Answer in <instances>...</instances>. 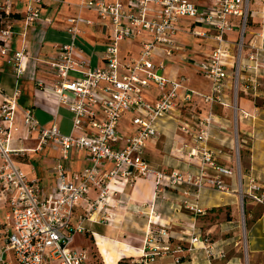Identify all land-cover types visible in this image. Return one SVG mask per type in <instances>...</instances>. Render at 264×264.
I'll return each mask as SVG.
<instances>
[{
	"label": "built area",
	"instance_id": "built-area-1",
	"mask_svg": "<svg viewBox=\"0 0 264 264\" xmlns=\"http://www.w3.org/2000/svg\"><path fill=\"white\" fill-rule=\"evenodd\" d=\"M250 3L0 0V58L11 66L16 79H30L36 87L54 94L56 116L64 107L71 118L68 133L61 131L55 119L44 126L32 109L19 108L18 87L10 94L0 87V198L8 208L0 222V264H88L87 253L73 246L75 235L84 230V222L92 220L103 203L109 205V196L122 194L137 178L153 177L157 191L181 185L194 187L195 202L186 208L196 214L204 213L196 200L207 187L225 194L235 191L241 202L247 198L264 205V183L251 177L245 182L238 162L220 163L209 145L216 123L213 107H232L225 100V90L232 91L236 102L242 73L248 74V86L253 90L258 86V77L264 75V48L251 45L244 54L251 23ZM52 6L72 7L76 13L65 17L64 31L69 40L54 43V58L41 60L37 55L47 31L44 27L53 25V20L43 17L42 12ZM84 11L95 18L85 17ZM85 28L106 37L102 64H94L83 48ZM31 31L35 41L29 47L27 37ZM230 34L236 35L233 41ZM180 35L206 40L212 48L201 57L190 56L178 40ZM18 36L20 47L16 48ZM123 42L128 45L125 50L120 47ZM180 51V59L209 81L208 93L191 89L184 75H167L166 62ZM40 63L51 76L49 81L36 77ZM152 85L156 92L149 101L145 91ZM195 97L207 106L206 114L199 116L191 110L190 119L181 120L178 128L192 140L188 156L199 159L197 173H167L153 168L145 159V150L148 142L158 137L159 120L172 118ZM233 109L234 119L239 113L249 117L237 105ZM17 113L27 135L36 141L32 151L49 147L58 154L55 183L50 187L42 186L38 177L29 178L16 162L27 150L16 146L21 131ZM125 114L130 116L127 132L119 129ZM73 152H84L88 157L89 164L80 171H71ZM231 177L235 178V187L225 181ZM93 193L96 198H92ZM194 230L193 224L188 250L200 243L208 253V239ZM149 247L144 257H152L154 249L159 248Z\"/></svg>",
	"mask_w": 264,
	"mask_h": 264
},
{
	"label": "crops",
	"instance_id": "crops-1",
	"mask_svg": "<svg viewBox=\"0 0 264 264\" xmlns=\"http://www.w3.org/2000/svg\"><path fill=\"white\" fill-rule=\"evenodd\" d=\"M193 1L198 4L208 3V0ZM250 12L251 23L246 34L247 47L244 54L248 52L251 45L264 48V0H251ZM75 13L76 10L68 6H52L42 12L43 17L53 20V25L51 27H44L47 31L37 55L41 60L54 58L56 53L53 48L54 43H63L69 40L68 34L64 31L65 17ZM83 15L95 18L89 11H84ZM253 26H256V28L253 29ZM85 29L83 48L90 55L91 61L94 64H102L100 56H102L104 50L106 37L95 32L93 28ZM259 34H262V36H259ZM27 38L29 39L27 43L30 47L35 41L32 31ZM186 38L188 37L180 35L178 40L184 47H187L185 53L190 56L201 57L212 48V44L206 40L192 38L196 41L195 44H192ZM229 38L233 41L236 35L230 34ZM15 47H20L19 36L16 39ZM181 53V51L174 52L172 57L166 62L167 75L174 78L184 74L182 70L187 69L190 71L191 68L197 77L208 82V88L202 89L197 87V89L194 86L195 84L187 83V85L197 92L208 93L210 91L209 81L203 78L189 63L182 61L180 59ZM40 64L36 66V77L49 81L51 76L44 72L42 69L43 64ZM247 76L248 74H241V83L236 103L239 110L248 113L249 117L241 116L240 113L238 114L236 135L234 136L230 129V124L233 121L227 111L229 107L216 104L213 107L214 110L212 109L216 123L212 128V140L209 145L214 150L216 158L220 163L235 165L236 161L238 162L245 182L251 177L257 182L264 183V104L259 105L257 101V99L264 100V75L258 77V86L255 90L251 87L249 88ZM0 87L7 94H10L15 87H18L20 92L18 98L20 109H32L38 122L44 126L51 125L55 119L62 132H69L71 127L70 114L63 107L58 110V115L56 116L57 102L54 94L48 90L36 87L30 79L23 77L16 79L11 66L7 65L1 58ZM155 92L156 89L152 85L145 91V98L152 101ZM225 93V100L230 102V89H226ZM199 103L202 104L195 97L191 103L192 106L189 104L182 107L180 112H175L172 118L159 120L157 124L158 137L148 142L145 150V159L153 168L162 171L178 170L184 173H197L200 166L199 159L188 156V151L193 146L192 140L190 136L179 130L178 125L181 120H184L182 118L183 111L187 109L190 112L193 110L199 116L206 114L207 106L202 105L199 107ZM218 107L221 108V111L217 110ZM199 109H201V112L198 113L196 110ZM17 115V122L20 124L21 131L17 135L20 137V140L17 141L16 146L27 150L22 156L16 158V162L28 176L31 175V178L38 177L42 186L50 187L55 183L54 164L58 154L49 147H44L40 151H32L36 146V141L33 136L27 135L25 128L20 123L19 113ZM130 126V116L125 114L120 121L119 129L127 132L130 130ZM34 153L41 157L40 170L38 172L27 163ZM88 164L89 160L84 152L72 153L71 171H80ZM106 167L110 168V164H107ZM27 168L30 170H26ZM208 172L210 174L211 170ZM225 181L231 187L236 186L234 177L225 178ZM95 197L96 193H93L92 198ZM239 200L240 195L235 191L225 194L212 188H204L199 194L198 205L207 211L204 212L206 216L199 218L191 216L186 209L182 208L178 204V198L173 197L171 191H166V189L157 191L153 177L137 178L125 190V203L132 207V209L133 207H140L142 210L148 211L150 208H153L154 211L155 208L156 215H158L157 217L155 215V218L160 219L162 223L167 222L171 224L172 231L170 232L174 235L173 237L176 238V241H184L181 250L177 251L179 245H176L169 252L158 248L155 251L156 254L152 257H144L145 252H149V245L160 247L164 243L160 241L157 243L154 238L148 239L147 230L150 228L156 229L158 226H152L148 222L147 216L135 215V210H130L124 214L127 220L126 223H128L126 226L133 229L127 232L124 231L128 238L121 240L111 232L112 230H117V227L111 228L98 221L86 220V224H84V227H86L85 231L75 235V238L78 236L77 241L80 244L76 245L74 240L73 246L87 253L88 264H119L118 262L122 259L131 264H264V205L255 204L248 199L245 202L246 227L244 247L246 249V257L244 259L239 254L241 244L237 225V205L239 204ZM7 210L6 202L3 198H0V222L3 221ZM167 211L170 212V215H167ZM96 214L95 212L92 218L97 219L98 215ZM203 220L204 224H209L206 227L207 233L215 231L218 223L222 224V230L226 231V233L208 239V243L206 244L209 246L208 253L201 248L203 244L200 243L193 250H188V241L192 232L188 234L189 231H182L181 226L182 224H194V233L202 236L197 225L202 224ZM182 228H187V226L183 225ZM172 243L173 240L170 239V244ZM89 251H96V256L92 257V254L89 255ZM221 253L223 256L219 257Z\"/></svg>",
	"mask_w": 264,
	"mask_h": 264
},
{
	"label": "rangeland",
	"instance_id": "rangeland-1",
	"mask_svg": "<svg viewBox=\"0 0 264 264\" xmlns=\"http://www.w3.org/2000/svg\"><path fill=\"white\" fill-rule=\"evenodd\" d=\"M201 1H203V0H201ZM256 26H253V29H255ZM85 30L86 29H84V31ZM90 31H92V30H90ZM188 38H186V40H188V41L190 40V42L192 44L196 43V41L194 39H192V37H188ZM245 41H246V39H245ZM120 47L122 50H125L126 48H128V45L126 42H123L120 44ZM182 73H184L188 77V82H187L188 84H193V85L195 84L194 86H196V88L197 87L202 88V89L208 88V82L203 80L200 77H197V75H195L194 70H192L191 68H190V71L187 69L182 70ZM184 74H182V75H184ZM239 88H240V85H239L238 89ZM230 94H231L230 103H232V107H229L227 111L229 113L230 118L233 121L232 124H230V129H231V132L233 133V135L235 136L236 135V119H234L233 107L235 105H237V103L235 102L234 99H232L233 93L231 90H230ZM257 101L259 103L264 104V102H261V101H264L262 99H260V100L257 99ZM199 105L198 106L201 107L202 105H205V104L199 103ZM205 107H206V105H205ZM213 110H214V108H213ZM217 110L221 111V108L218 107ZM196 111L199 113V112H201V109L196 110ZM204 111H205V109H204ZM191 113L192 112H190L188 109L183 111L182 118L190 119ZM232 114H233V118H232ZM40 160H41V157L38 154L34 153V154H32L31 159H29L27 163L29 166H32L33 168H35L36 171L38 172L40 170ZM25 161H27V160H25ZM26 170L29 171L30 169L27 168ZM171 171H165V172L169 173ZM28 177L31 178V175H29ZM126 189H127V187H126ZM164 189H166V191L167 190L171 191L173 194V197L178 198V204L181 205L182 208L186 209L190 213L191 216H195V217H199V218L206 216V213H202V214L197 213L196 214L193 211H191L190 209L186 208L187 204L195 202V199H194L195 188L194 187L188 186V185H181V186H177V187L164 188ZM185 192H187V193H185ZM124 194H125V192H123L122 194L115 193V194H112L111 196H109V198L107 199V204H109V205H106V203H103L102 209H100L99 212H97V214H96V215H98L96 217L97 219L92 218V221H94V222L98 221L101 224H104L105 226H107V227L109 226L111 228L117 227V230H112L111 232L115 236L119 237V239L123 240V239L128 238L127 234L124 231L127 232V231L133 230V229H130L129 227L126 226V224H128V223H126L127 220L125 218L126 216L124 217V214L129 212L130 210H132V211L135 210L134 211L135 215H140V216L142 215L143 217L147 216L148 222L151 223L152 226H158V228H156V229L150 228L147 230V234L149 235L148 239L154 238V240L157 243H159V241L164 243V244H162V246L167 245L169 247V250L173 249L176 245H179V247L182 248V244H184V241H176V238H174L173 237L174 235L170 232V231H172V229L170 227L171 224H169L167 222L162 223L160 221V219L155 218V215L157 214L155 208H154V211H153V208H150L148 211L142 210L140 207H136V208L133 207V209H132V207L128 206L127 203H125ZM169 200H171V199H169ZM198 200H199V198H197V200H196L197 203H198ZM246 200H247V198H243L242 202H241V200H239V204L237 205V215H238L237 225H238L239 238L241 241L239 254H240V256H243L244 259L246 257V249L244 247V245H245V242H244L245 241V227H246V224H245V222H246V219H245L246 218V204H245V202H246ZM200 207L203 208L202 206H200ZM94 209H95V207H94ZM206 211L207 210L204 209V212H206ZM166 213H167V215H170L169 211H167ZM157 216L158 215H156V217ZM220 217H222V216H220ZM84 224H86V222H84ZM84 224H83V226H84ZM183 225L184 226L186 225L187 228H182ZM189 225H191V224H188V225L182 224L181 230L185 231V232L189 231L188 234H190L192 231H190L191 226H189ZM208 225L209 224H204V220H203L202 224L197 225V226H199L197 228L200 229V233H202V236H201L202 238L211 239V237L215 238V237L221 236L222 234L226 233V231L222 230V224H220V223L217 224L215 231H213L214 233L213 232L207 233L206 227H208ZM85 229H86V227H84L83 231H85ZM226 236H227V234H226ZM77 239H78V236H76V238H75L76 245L80 244L77 241ZM170 239L173 240L172 244H170ZM159 249H160V247H159ZM154 250L156 251L158 249H154ZM169 250H164V251L169 252ZM88 254L89 255L92 254V257H95L96 251H89ZM128 264H131V263H128Z\"/></svg>",
	"mask_w": 264,
	"mask_h": 264
},
{
	"label": "trees",
	"instance_id": "trees-1",
	"mask_svg": "<svg viewBox=\"0 0 264 264\" xmlns=\"http://www.w3.org/2000/svg\"><path fill=\"white\" fill-rule=\"evenodd\" d=\"M262 103H259V105ZM119 264H128V262L125 259H122L118 262Z\"/></svg>",
	"mask_w": 264,
	"mask_h": 264
}]
</instances>
